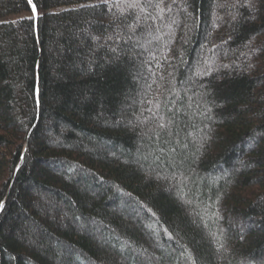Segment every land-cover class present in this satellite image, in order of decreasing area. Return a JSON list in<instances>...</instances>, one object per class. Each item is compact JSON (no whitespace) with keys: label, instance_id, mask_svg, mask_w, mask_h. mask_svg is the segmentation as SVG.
<instances>
[{"label":"trees","instance_id":"1","mask_svg":"<svg viewBox=\"0 0 264 264\" xmlns=\"http://www.w3.org/2000/svg\"><path fill=\"white\" fill-rule=\"evenodd\" d=\"M33 3L0 0V264H264V0Z\"/></svg>","mask_w":264,"mask_h":264},{"label":"snow or ice","instance_id":"2","mask_svg":"<svg viewBox=\"0 0 264 264\" xmlns=\"http://www.w3.org/2000/svg\"><path fill=\"white\" fill-rule=\"evenodd\" d=\"M28 3L32 6V11L35 14V12H36V5L33 3V0H28Z\"/></svg>","mask_w":264,"mask_h":264},{"label":"water","instance_id":"3","mask_svg":"<svg viewBox=\"0 0 264 264\" xmlns=\"http://www.w3.org/2000/svg\"><path fill=\"white\" fill-rule=\"evenodd\" d=\"M37 11V10H36ZM36 13V12H35ZM37 18V17H36Z\"/></svg>","mask_w":264,"mask_h":264},{"label":"rangeland","instance_id":"4","mask_svg":"<svg viewBox=\"0 0 264 264\" xmlns=\"http://www.w3.org/2000/svg\"><path fill=\"white\" fill-rule=\"evenodd\" d=\"M1 184V183H0ZM252 223V222H251Z\"/></svg>","mask_w":264,"mask_h":264}]
</instances>
